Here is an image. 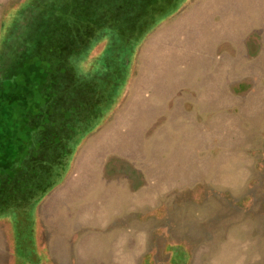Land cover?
Instances as JSON below:
<instances>
[{
	"label": "rangeland",
	"instance_id": "rangeland-1",
	"mask_svg": "<svg viewBox=\"0 0 264 264\" xmlns=\"http://www.w3.org/2000/svg\"><path fill=\"white\" fill-rule=\"evenodd\" d=\"M5 111L0 264H264V0H0Z\"/></svg>",
	"mask_w": 264,
	"mask_h": 264
},
{
	"label": "trees",
	"instance_id": "trees-1",
	"mask_svg": "<svg viewBox=\"0 0 264 264\" xmlns=\"http://www.w3.org/2000/svg\"><path fill=\"white\" fill-rule=\"evenodd\" d=\"M6 117H7V111H5V113L4 114H2V115H0V128H1V123L2 122H4L5 123V121L7 120L6 119ZM0 132H1V129H0ZM0 135H2L1 133H0ZM4 138H7V139H9L8 137H4ZM2 145L1 146H4V147H6L5 145H7V147L6 148H3V150L4 151H7V154H10V155H12V153H13V151H11V147H10V140H4L3 141V143H1ZM15 157L17 158L18 156L16 155V156H14V158L13 159H15ZM14 164H16V165H20L21 164V161H18V163L17 162H15ZM23 166V165H22Z\"/></svg>",
	"mask_w": 264,
	"mask_h": 264
}]
</instances>
